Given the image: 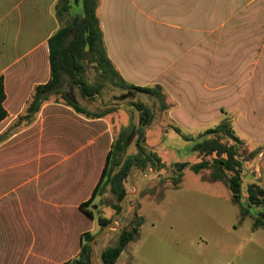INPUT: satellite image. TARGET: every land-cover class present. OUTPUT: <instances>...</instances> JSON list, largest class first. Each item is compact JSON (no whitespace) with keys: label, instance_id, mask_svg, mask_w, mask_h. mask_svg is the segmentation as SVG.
Here are the masks:
<instances>
[{"label":"rangeland","instance_id":"rangeland-1","mask_svg":"<svg viewBox=\"0 0 264 264\" xmlns=\"http://www.w3.org/2000/svg\"><path fill=\"white\" fill-rule=\"evenodd\" d=\"M96 15L112 60L125 45L131 76L124 80L136 86L159 85L162 93H129L103 78L92 64L82 80L89 89L97 88L93 95L86 96L77 80L63 78V92L85 110L111 109L105 116L114 139L124 133L121 158L135 154L141 140L158 159L157 167L129 172L119 212L111 206L115 199L109 185L100 188L88 206L96 234L89 264H102V250L117 244L119 231L129 228L135 215L142 220L138 235L113 264H134L131 256L150 264H264V235H253L249 228L253 214H264L263 206L253 205L241 220L226 179L214 180L211 166L197 173L190 168L201 160L211 162V156L191 152L190 142L175 131L178 127L195 138L228 118L246 149L259 151L245 162L242 185L254 183L264 192V0H97ZM59 20L60 26L67 21ZM123 94L129 95L120 100ZM50 101L64 103L57 94ZM136 103L150 116L145 124ZM21 127L14 123L0 134V142ZM5 159L0 157V163ZM11 171L17 190L6 193L0 183L2 234L9 227L10 208L24 206L21 174ZM98 216L111 221L100 228ZM199 237L206 244H198ZM16 243L10 240L5 255L11 263ZM0 263L5 264L2 257Z\"/></svg>","mask_w":264,"mask_h":264},{"label":"crops","instance_id":"crops-1","mask_svg":"<svg viewBox=\"0 0 264 264\" xmlns=\"http://www.w3.org/2000/svg\"><path fill=\"white\" fill-rule=\"evenodd\" d=\"M57 3L0 0V75L7 113L0 121V134L24 113L34 87L50 77L48 39L60 28ZM103 37L105 41L104 32ZM107 47L108 58L128 81L131 74L125 45L120 46L123 51H113L114 60ZM113 141L106 116L90 118L61 101H46L30 124L0 142V157H6L0 163L4 176L0 183L5 184L6 193L16 191L17 179L11 169L16 170L24 191V206L10 208L9 227L4 234L0 230V260L2 257L5 264H28L30 259L32 264H67L78 255L82 234L95 230V220L79 205L91 196ZM7 166L10 168L2 169ZM251 225L253 235H264V228L252 229ZM11 239L17 240L12 263L5 260ZM197 243L206 244V239L199 237ZM131 257L134 264H150L140 256ZM211 264L218 263L211 260Z\"/></svg>","mask_w":264,"mask_h":264},{"label":"trees","instance_id":"trees-1","mask_svg":"<svg viewBox=\"0 0 264 264\" xmlns=\"http://www.w3.org/2000/svg\"><path fill=\"white\" fill-rule=\"evenodd\" d=\"M75 8V9H74ZM97 0H58L56 15L59 19L66 18V23L48 39L50 77L47 82L38 84L34 87L33 93L27 102V106L22 115L18 116V123L24 126L30 124L35 115L38 113L42 104L50 101L52 95H60L66 105L70 106L77 113L90 118L105 116L110 110L103 112H89L81 107L76 101L70 99L62 89L63 78L68 75L71 79L77 80L80 84V90L86 96L98 92L97 88L91 90L82 80L86 67L92 64V67L100 73L107 81L120 87L122 90H137L146 94L160 95L162 89L159 85L155 86H136L127 83L116 70L115 66L106 54V48L103 43L101 26L96 15ZM78 20L75 27L72 26L74 17ZM68 18L72 20L69 21ZM5 98L3 77L0 75V121L3 120L7 113L3 107ZM136 108L141 110V120L145 124L149 120V114L141 103L135 104ZM175 131L184 139L190 142V151L201 156L210 155L211 162L201 160L190 164L194 172L211 166L213 171L211 177L215 179H226V184L230 190L233 203L240 207V219H244L253 205L260 204L264 209L263 190L257 184H249L243 187L242 178L246 170L245 162L254 159L258 150L248 151L243 141L234 133L232 125L228 118L221 119L214 127L207 129L203 134L195 138H190L182 134L180 128L176 127ZM124 135V133H123ZM123 135L114 139L111 149L107 154L106 162L101 172L91 196L84 202L80 203V208L88 216L95 219L93 212L88 209L100 188L109 185L110 192L115 202L112 208L115 212L121 210L126 191L124 180L132 169L145 170L147 167H157L158 159L152 151H148L141 143L137 141L138 151L135 154L127 155L121 158L125 142ZM142 136V133L140 134ZM2 138V137H1ZM119 154V156H118ZM178 179H174L177 184ZM264 213V212H263ZM253 214L254 220L251 225L252 229L264 228L263 215ZM110 219L102 216L96 218L100 228L106 227ZM142 220L135 215L129 228H123L119 231L117 244L102 250L100 259L102 264H113L125 246L138 235V228ZM96 236L95 233L86 232L81 236V248L76 257L67 262L75 264H89L88 254L90 252L91 241Z\"/></svg>","mask_w":264,"mask_h":264},{"label":"water","instance_id":"water-1","mask_svg":"<svg viewBox=\"0 0 264 264\" xmlns=\"http://www.w3.org/2000/svg\"><path fill=\"white\" fill-rule=\"evenodd\" d=\"M77 20H78V17L77 16H75L74 17V20H73V23H72V26L73 27H75V25H76V23H77ZM128 95V94H127ZM127 95H120L118 98L120 99V100H123ZM148 148V147H147Z\"/></svg>","mask_w":264,"mask_h":264},{"label":"flooded vegetation","instance_id":"flooded-vegetation-1","mask_svg":"<svg viewBox=\"0 0 264 264\" xmlns=\"http://www.w3.org/2000/svg\"><path fill=\"white\" fill-rule=\"evenodd\" d=\"M129 95V94H128Z\"/></svg>","mask_w":264,"mask_h":264}]
</instances>
